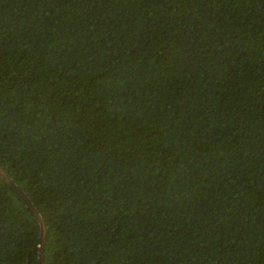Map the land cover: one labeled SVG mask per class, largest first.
<instances>
[{
    "label": "trees",
    "instance_id": "1",
    "mask_svg": "<svg viewBox=\"0 0 264 264\" xmlns=\"http://www.w3.org/2000/svg\"><path fill=\"white\" fill-rule=\"evenodd\" d=\"M0 168L43 264H264V0H0Z\"/></svg>",
    "mask_w": 264,
    "mask_h": 264
},
{
    "label": "water",
    "instance_id": "2",
    "mask_svg": "<svg viewBox=\"0 0 264 264\" xmlns=\"http://www.w3.org/2000/svg\"><path fill=\"white\" fill-rule=\"evenodd\" d=\"M0 180L9 188H11L18 196L22 198L25 202L26 206L29 208L33 216L35 217L36 221L39 225V235H38V243H37V261L38 264H43V243L45 237V225L43 220L41 219L40 215L36 211V209L32 206L30 201L26 198L24 193L20 190V188L13 183V181L7 176V174L0 168Z\"/></svg>",
    "mask_w": 264,
    "mask_h": 264
}]
</instances>
